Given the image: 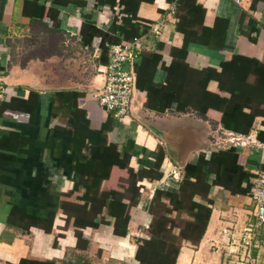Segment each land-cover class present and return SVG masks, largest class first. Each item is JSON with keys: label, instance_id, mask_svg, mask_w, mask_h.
<instances>
[{"label": "crops", "instance_id": "1", "mask_svg": "<svg viewBox=\"0 0 264 264\" xmlns=\"http://www.w3.org/2000/svg\"><path fill=\"white\" fill-rule=\"evenodd\" d=\"M199 2L206 9L203 27H196L203 41L180 52L185 35L170 0H0V72L9 88L0 103V264H140L137 240L149 238L156 191L176 190L186 164L201 152L236 146L239 164L254 175L264 170L262 108L246 116L247 105L236 115L246 121L228 127L216 108L207 118L185 111L191 103L196 109L207 104V91L231 96L218 79L191 69L221 72L237 53L258 59L264 77V0ZM158 22L161 37L134 50L141 85L136 80L133 111L116 118L97 97L110 60L101 43L130 41ZM85 23L100 30L92 43L85 42L91 38L82 31ZM249 77L255 82L258 75ZM258 94L247 89L241 103L253 104ZM232 135L244 142L232 143ZM160 149L165 156L157 166ZM149 168L163 177H141ZM95 197L106 200L96 210L99 224L77 225L68 202ZM209 197L203 238L198 244L184 240L175 264H264V223L255 228L249 254L241 242L256 222L252 195L217 184ZM126 213L122 235L115 231L116 216Z\"/></svg>", "mask_w": 264, "mask_h": 264}, {"label": "trees", "instance_id": "2", "mask_svg": "<svg viewBox=\"0 0 264 264\" xmlns=\"http://www.w3.org/2000/svg\"><path fill=\"white\" fill-rule=\"evenodd\" d=\"M170 1L175 3L178 29L185 35L184 46L180 49V52H184L190 42L203 41L201 35L198 36L199 33L196 27L198 25L202 26V20L200 21V19L205 14L206 9L199 0ZM123 3L125 4L124 10L126 12L135 13L134 9L130 8L127 3ZM88 30L90 31L91 38L85 40V42L92 43L93 36L98 34L100 30L97 27H93V25L85 23L82 31ZM147 30L145 28L141 33L132 36L130 41L135 37L141 36ZM105 40L101 43L103 55L110 52V47L106 45ZM191 70L196 76L202 75L210 77V79H218L221 86L231 96L224 97L219 93L207 91L210 98L207 104L203 103L199 106V109H196L191 103L185 111L207 118L209 108H216L223 114L222 122L225 127H228L231 123L237 124L238 122L242 123V121H246L241 118L243 114L240 117L236 115L239 111L243 113L244 107L247 105L250 107V113L246 116H252L257 108H262L264 112V77L258 59L236 53L230 60L222 63L221 72L212 67L203 70ZM251 72L258 75L255 82H247V80L251 79L249 77ZM135 75L137 85L140 86L141 72L138 68L135 70ZM249 84H251L250 87ZM181 86H179L180 90ZM251 88L260 91V94L253 98L257 101L253 104L241 103L242 95L247 89L250 90ZM181 94L183 93L181 92ZM234 131L248 134L251 130ZM164 156V150L160 149L157 166L161 164ZM238 159L239 152L236 146H231L225 150L213 151L209 156L205 152H201L196 159L186 164L183 178L176 190L163 188L156 191L149 207V211L153 217L147 230L149 238H138L137 240L139 244L137 258L140 264H175L184 240H188L193 244H198L201 241L212 213L213 200L209 197V194L213 185H222L233 193L251 194L253 184L251 179L256 175L239 164ZM140 174L141 177L145 176L151 179H161L163 177V173L157 170V168L143 169L140 171ZM212 174L214 178L211 180ZM135 178L136 176L133 175L132 179L134 181ZM243 183H246V185L243 186ZM86 185L88 184L86 183ZM100 185L101 183L97 185L96 189L98 191ZM135 185L136 183L133 182L131 187ZM115 194L114 196H117L118 193ZM197 197H200L201 200H198ZM117 201L116 203H118ZM137 202L138 199L131 201L133 205ZM111 203V205H114L115 201ZM104 205H106V200L100 197L89 198L85 201V204L68 202V208L72 212L69 215L73 214L75 216V223L77 225L97 226L99 222L95 219L97 215L96 210L99 212L104 208ZM174 212H176L175 215ZM129 219L130 215L128 213L116 216V233L126 235ZM101 220L105 221L106 219L101 216ZM53 221L54 214L50 217L51 224H53ZM176 229H179V231L175 232ZM50 264H56V262L52 261Z\"/></svg>", "mask_w": 264, "mask_h": 264}, {"label": "built area", "instance_id": "3", "mask_svg": "<svg viewBox=\"0 0 264 264\" xmlns=\"http://www.w3.org/2000/svg\"><path fill=\"white\" fill-rule=\"evenodd\" d=\"M148 28L147 32L131 41L109 44L110 60L103 71L104 82L98 91L97 97L100 104L116 118L126 117L133 111L136 89V75L132 67L135 57L134 50L149 48L151 46L150 38L159 39L162 35L163 24L161 22L148 24ZM8 97L9 88L6 86L0 72V103ZM241 138L232 135L230 141L240 144L244 142ZM175 175L177 176V173ZM252 182L251 195L256 205V222L244 229L241 241L242 244L248 247L246 251L248 254L251 251L250 245L255 228L264 223V170L259 171ZM224 233L233 234L230 229H225Z\"/></svg>", "mask_w": 264, "mask_h": 264}]
</instances>
